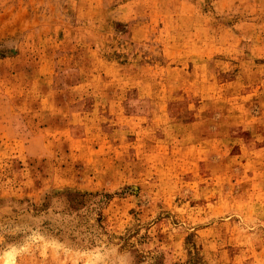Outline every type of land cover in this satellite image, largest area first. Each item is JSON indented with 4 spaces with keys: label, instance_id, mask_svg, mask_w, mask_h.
Returning <instances> with one entry per match:
<instances>
[{
    "label": "rangeland",
    "instance_id": "374dc122",
    "mask_svg": "<svg viewBox=\"0 0 264 264\" xmlns=\"http://www.w3.org/2000/svg\"><path fill=\"white\" fill-rule=\"evenodd\" d=\"M0 264H264V0H0Z\"/></svg>",
    "mask_w": 264,
    "mask_h": 264
}]
</instances>
